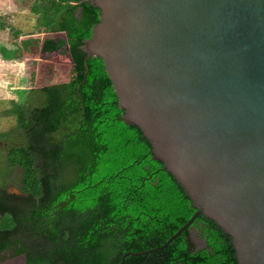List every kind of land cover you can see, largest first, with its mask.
I'll use <instances>...</instances> for the list:
<instances>
[{
	"label": "trees",
	"instance_id": "1",
	"mask_svg": "<svg viewBox=\"0 0 264 264\" xmlns=\"http://www.w3.org/2000/svg\"><path fill=\"white\" fill-rule=\"evenodd\" d=\"M28 4L34 21L12 32L15 49L4 53L19 58L30 40L38 46L24 104L9 99L13 107L4 111L21 141L0 132L8 142L0 149V260L27 247L26 264H117L127 251L145 252L121 264H236L228 234L200 214L157 248L194 207L151 158L140 129L120 119L99 57L85 60L83 78L81 45L98 9L87 0Z\"/></svg>",
	"mask_w": 264,
	"mask_h": 264
},
{
	"label": "water",
	"instance_id": "2",
	"mask_svg": "<svg viewBox=\"0 0 264 264\" xmlns=\"http://www.w3.org/2000/svg\"><path fill=\"white\" fill-rule=\"evenodd\" d=\"M87 1L98 20L83 78L99 57L120 119L194 207L157 248L200 214L228 234L236 264H264V0Z\"/></svg>",
	"mask_w": 264,
	"mask_h": 264
},
{
	"label": "rangeland",
	"instance_id": "3",
	"mask_svg": "<svg viewBox=\"0 0 264 264\" xmlns=\"http://www.w3.org/2000/svg\"><path fill=\"white\" fill-rule=\"evenodd\" d=\"M5 2H6V6L12 5V3H14V4L11 6V8H8L7 10H3L6 12H4L3 15L1 16L2 22H9L10 24L15 26L16 28H23L24 26H27V25L29 26L30 23H33L34 19H33V15L30 13V6L28 4V0H12V2H11V0H8V1L6 0ZM18 8H22L21 13L18 10H16ZM22 11L24 12L23 16H22ZM16 13H19L18 14L19 16ZM28 19L30 21L27 23ZM20 26H22V27H20ZM7 34L9 35L8 29H5V31L3 33H1L0 39L6 40ZM34 69H36V68L35 67L32 68L30 70V72H32ZM28 70L29 69H24V73L28 72ZM14 73L9 71L6 75H0V81H3V79H5V82H3V85H6V88H7L5 91L6 93L4 91H3L4 94H3V92L0 93V132H2V134H4V132H5V134L8 135L9 142L13 143V144L14 143H20L23 132L21 130H15L14 129V124H15L14 116L13 115H6V113H4V111L10 110L13 107V105L9 101V99H14V102L18 103V104H20V103L24 104V98L26 96L25 84L29 83L27 79L30 78V77L25 76V75L24 76L23 75L20 76L18 74L15 75ZM3 77H5V78H3ZM8 88H10V89H8ZM3 89H4V87H3ZM116 127H117V125H116ZM7 144H8V142L4 143V140H1L0 149L1 148L3 149V147ZM2 151H4V150H2ZM3 166L4 165L2 164V167ZM0 168H1V166H0ZM96 176H98V175H96ZM0 181H1V179H0ZM26 183H27V180H26ZM6 190L8 192H13L14 194L18 193L17 189L12 184L9 185V183H8V187ZM4 221L6 222V220H3L2 224H5V223H3ZM8 222H9V219H8L7 223ZM193 235L194 234H192V236ZM11 259L10 258H3L0 264H10V263L11 264H21L19 262V260L17 262L18 257H16L15 260H11ZM11 261H15V263H13Z\"/></svg>",
	"mask_w": 264,
	"mask_h": 264
},
{
	"label": "crops",
	"instance_id": "4",
	"mask_svg": "<svg viewBox=\"0 0 264 264\" xmlns=\"http://www.w3.org/2000/svg\"><path fill=\"white\" fill-rule=\"evenodd\" d=\"M5 1L6 0H0V22H2L1 16L3 15L4 12H6L3 10H7L8 8H11V6L14 4V3H12V5L6 6ZM11 2H12V0H11ZM16 10H18L21 13L22 8H18ZM23 11H22V16L24 15L23 13L25 12V11L24 12ZM16 14L18 15L19 13H16ZM29 21L30 20L28 19L27 23ZM2 24H3V28H0V35H1V33H3L5 31V29H8L9 35L7 34L6 40L0 39V75H6L9 71H11L13 73L16 71L14 73L15 75L18 74L20 76H22V75L27 76V74H32L33 76H35V72H34L35 69L32 72H30V70L34 67L35 68L37 67V64H36L34 58H35V55L37 54L38 46L35 45V43L32 40H30L29 43L27 44V49L25 50V52L21 51V53H25L26 56H21L19 58H15V57L14 58H4V56H6L4 53H10L12 50L15 49V43L13 42V35H12L13 33L12 32L16 31V29H18V28H16L15 26L10 24L9 22H2ZM20 27H22V26H20ZM19 29H20V31H24V30L28 31L29 26L27 25V26H24L23 28H19ZM19 34L21 35V32H19ZM22 36L24 37V35H21L20 38ZM1 47H3L6 50L1 51ZM24 69H29L28 72H25L26 74L24 73ZM3 78H5V77H3ZM3 82H5V79H3V81H0V86L2 85V89L4 87L3 91L5 92L7 88H6V85H3ZM25 86H26V84H25ZM2 89L0 87V90H2ZM8 89H10V88H8ZM4 92H3V94H4ZM25 249L26 250H23L19 253L20 254L19 257H20V259H22V261H23V258H25V264H26V256H27V252H28L27 250L28 249H27V247H25ZM7 255L8 254H6V256ZM14 256L15 255H13V256L8 255L7 258L11 259ZM16 256L18 257V255H16ZM11 260H14V259L12 258ZM11 262L15 263V261H11Z\"/></svg>",
	"mask_w": 264,
	"mask_h": 264
},
{
	"label": "flooded vegetation",
	"instance_id": "5",
	"mask_svg": "<svg viewBox=\"0 0 264 264\" xmlns=\"http://www.w3.org/2000/svg\"><path fill=\"white\" fill-rule=\"evenodd\" d=\"M192 230V234H194V235H196V233H195V230H193V229H191ZM194 237V236H193ZM195 241L196 242H201L199 239H197L196 237H195ZM18 255V259H17V262H18V260H19V262L21 263V259H20V254H17ZM8 256V255H7ZM7 256H3V258H7ZM13 256V255H12ZM17 256L15 255L14 257H12L14 260H15V258H16ZM1 261L2 260H0V263H1Z\"/></svg>",
	"mask_w": 264,
	"mask_h": 264
}]
</instances>
